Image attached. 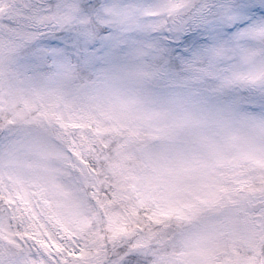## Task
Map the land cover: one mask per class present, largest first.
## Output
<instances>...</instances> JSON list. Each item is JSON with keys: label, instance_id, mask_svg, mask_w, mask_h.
<instances>
[{"label": "snow or ice", "instance_id": "obj_1", "mask_svg": "<svg viewBox=\"0 0 264 264\" xmlns=\"http://www.w3.org/2000/svg\"><path fill=\"white\" fill-rule=\"evenodd\" d=\"M0 264H264V0H0Z\"/></svg>", "mask_w": 264, "mask_h": 264}]
</instances>
